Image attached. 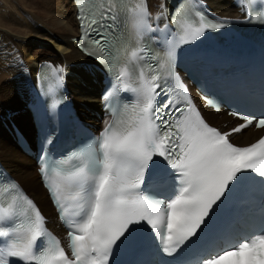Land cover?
Returning a JSON list of instances; mask_svg holds the SVG:
<instances>
[{
  "label": "snow or ice",
  "instance_id": "snow-or-ice-1",
  "mask_svg": "<svg viewBox=\"0 0 264 264\" xmlns=\"http://www.w3.org/2000/svg\"><path fill=\"white\" fill-rule=\"evenodd\" d=\"M88 2L94 11L78 6L77 19L84 36L92 37L85 54L112 78L103 96L111 119L70 163L41 156L39 167L69 228L68 250L48 232L36 203L5 178L0 264H116L115 254L137 243L140 229L148 230L152 242L141 264H222L229 258L231 264H264V197L259 234L222 246L207 239L213 218L235 193L256 185L264 189V136L247 146L229 139L253 125L264 129V111H234L243 123L222 132L205 122L186 90L169 92L177 49L225 23L210 22L202 8L187 5L170 17L159 13L154 26L147 0ZM247 2L264 9V0ZM246 15L254 18L250 11ZM160 33L155 52L145 41ZM47 68L56 80L47 91H55L64 69Z\"/></svg>",
  "mask_w": 264,
  "mask_h": 264
},
{
  "label": "bare ground",
  "instance_id": "bare-ground-1",
  "mask_svg": "<svg viewBox=\"0 0 264 264\" xmlns=\"http://www.w3.org/2000/svg\"><path fill=\"white\" fill-rule=\"evenodd\" d=\"M174 1L148 0L153 19L164 12L165 6H170ZM206 1L217 13L231 12L229 0ZM21 2L23 6H20L22 8L16 15L12 10L11 0H0V45L5 51H0V160L37 201L42 211L50 216L51 209L35 172L33 161L18 150L4 125H9V122L16 124L26 136L32 138V123L26 110L28 100L25 101V98L28 95L31 97L37 67L47 57L54 60L52 63L55 66L63 67L62 78L69 89L70 96L73 99L75 96V104L84 114H89L86 108L99 111L95 94L99 86L93 81V79L99 80V77L92 61L84 57L75 46L78 29L75 19L76 8L72 0H27V9L31 11V13L28 11L30 14L25 10V1ZM23 57H26L27 63L25 61L23 63ZM65 64L66 68H64ZM12 79L13 86L10 85ZM2 101L6 103L5 109L15 107V113L8 115L13 110L4 111L2 103L4 105L5 103ZM23 103L25 109L21 107ZM6 113L5 118L3 115L5 116ZM20 113L24 114L19 115ZM204 113L209 122L215 126H221L223 122L231 120L224 114H214L207 109ZM87 121L92 122V119ZM230 127L222 129L227 130ZM262 132L263 130L248 128L234 134L231 138L239 145H247L256 140ZM16 153L20 156L18 157ZM37 185L40 186L42 194L39 193L38 187L36 188Z\"/></svg>",
  "mask_w": 264,
  "mask_h": 264
},
{
  "label": "rangeland",
  "instance_id": "rangeland-1",
  "mask_svg": "<svg viewBox=\"0 0 264 264\" xmlns=\"http://www.w3.org/2000/svg\"><path fill=\"white\" fill-rule=\"evenodd\" d=\"M12 1V5H13V9L12 10H14V12L16 13V15H18V13L20 12V8H22V7H20L21 5L23 6V2H21L22 0H15L14 2H13V0H11ZM25 2V4H24V7L26 8L25 10L27 11V13L28 14H30L31 13V11L30 10H28L27 8H28V2H27V0H24ZM14 3V4H13ZM21 3V4H20ZM16 4H19V5H16ZM17 8H16V7ZM28 11H30V13L28 12ZM33 14V13H32ZM26 18H27V15H26ZM13 39V38H12ZM0 47H1V50L0 51H2V52H5V51H3V47L0 45ZM54 48V47H53ZM54 50L56 51V48H54ZM58 51V50H57ZM17 58H19L18 56H17ZM26 57H23V63H24V61H25V63H27V59H25ZM46 60H49L50 62H54V60L52 59L51 60V58H49V57H47L46 58ZM67 67V65L65 64V66H64V68H66ZM22 70V69H21ZM19 72V71H18ZM82 77V76H81ZM14 79V78H13ZM13 79H12V81L10 82V85L11 86H13ZM83 86V85H82ZM87 90L89 91V88H87ZM74 99L76 100V98H75V96H74ZM2 102H4V101H2ZM5 103V102H4ZM4 104L2 103V107H3V109H4V111L5 110H13L14 111V109H15V107H10V108H8V109H5V107H6V103H5V105L3 106ZM21 107H22V105H21ZM15 112V111H14ZM14 112H12V113H14ZM25 113V112H24ZM24 113H20L19 115H23ZM3 117H7V113L5 114V116L3 115ZM1 125V124H0ZM6 133V132H5ZM16 155L19 157L20 155L18 154V153H16ZM34 174V173H33ZM38 187V191H39V193H41L42 194V191H41V188H40V186H36V188ZM26 190V189H25Z\"/></svg>",
  "mask_w": 264,
  "mask_h": 264
}]
</instances>
